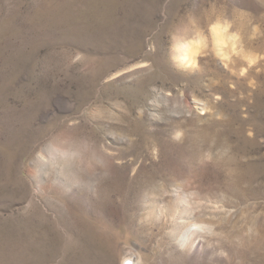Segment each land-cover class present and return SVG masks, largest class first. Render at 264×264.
I'll list each match as a JSON object with an SVG mask.
<instances>
[{
    "label": "rangeland",
    "instance_id": "rangeland-1",
    "mask_svg": "<svg viewBox=\"0 0 264 264\" xmlns=\"http://www.w3.org/2000/svg\"><path fill=\"white\" fill-rule=\"evenodd\" d=\"M125 254L264 264V0H0V264Z\"/></svg>",
    "mask_w": 264,
    "mask_h": 264
},
{
    "label": "bare ground",
    "instance_id": "bare-ground-1",
    "mask_svg": "<svg viewBox=\"0 0 264 264\" xmlns=\"http://www.w3.org/2000/svg\"><path fill=\"white\" fill-rule=\"evenodd\" d=\"M190 230V228H189ZM132 257L131 254H125L121 257L120 264H139V261ZM129 262V263H128Z\"/></svg>",
    "mask_w": 264,
    "mask_h": 264
}]
</instances>
